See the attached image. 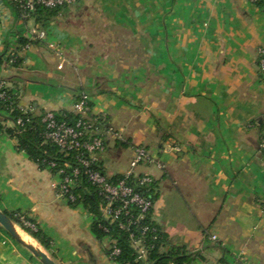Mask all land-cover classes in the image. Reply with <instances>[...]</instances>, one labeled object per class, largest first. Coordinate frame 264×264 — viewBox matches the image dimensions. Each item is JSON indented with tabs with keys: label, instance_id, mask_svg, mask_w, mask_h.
Segmentation results:
<instances>
[{
	"label": "crops",
	"instance_id": "0c3cea01",
	"mask_svg": "<svg viewBox=\"0 0 264 264\" xmlns=\"http://www.w3.org/2000/svg\"><path fill=\"white\" fill-rule=\"evenodd\" d=\"M38 29L44 38H34ZM261 47L264 5L250 0H80L43 23L0 0V78L19 106L33 116L74 112L86 94L90 114H105L113 128L92 155L108 177L128 171L134 147H146L164 167L133 172L156 181L152 220L163 250L182 248L191 264H264ZM16 145L0 129V210L33 220L50 250L22 239L58 264H118L93 234V215L71 207L58 176ZM0 264L41 262L0 229Z\"/></svg>",
	"mask_w": 264,
	"mask_h": 264
},
{
	"label": "built area",
	"instance_id": "2783aa9c",
	"mask_svg": "<svg viewBox=\"0 0 264 264\" xmlns=\"http://www.w3.org/2000/svg\"><path fill=\"white\" fill-rule=\"evenodd\" d=\"M11 1L16 4L22 19L30 18V14L35 11L36 5L54 8L63 5H73L78 2V0ZM250 1L256 3L258 0ZM33 34L34 38L38 39H42L46 35L45 31L41 29L34 30ZM50 47L55 48L57 51L59 50L53 44H50ZM257 56L258 69L264 75V48L261 47L257 50ZM4 86L5 83L1 80L0 89ZM78 96L79 99L75 101L73 110L80 115V118L74 124H69L65 121L57 120L54 112L45 111L41 120L44 124L42 137L45 142L55 145L62 154H74L75 161L83 166L84 174L88 177L90 183L96 187L101 197L99 212L102 219L108 224H116L121 230L127 232L128 241L136 253L135 261L137 264H149L147 261L148 242L154 244L162 238L161 230L157 225L142 222V219L154 207L155 202L153 199L145 194L149 191L155 179L147 173L137 175L133 172V169L145 163H154L159 169H162L164 165L162 162L155 160L146 147L137 145L133 149L130 169L122 174V179L112 181L105 173L92 167L96 163L92 155L105 149L102 131L111 132L113 128L107 124L105 114L96 115L92 119L87 118V114L90 111L89 98L86 94ZM0 97H4L3 92H0ZM20 108L24 113H27L24 107ZM16 124L23 126V120L18 118ZM263 145L264 143H261V146ZM52 166H54V163L49 165V167ZM67 168L70 169L69 173L64 175L63 178L59 177V174H62L63 170H59L57 173L59 178L57 193L66 200H74L72 195L65 197V194H68L76 186L79 169L70 165H67ZM132 178L135 181L134 185L127 184V180ZM140 189L146 190L142 191ZM17 216L25 226H32L25 220L23 214H18ZM100 227L105 232H108L105 225H100ZM212 239H215V236H212ZM106 241L108 244L112 242L114 244L112 239ZM111 248L112 252L109 257L115 261V257L119 254L120 250L115 245H112ZM124 264L132 263L126 262Z\"/></svg>",
	"mask_w": 264,
	"mask_h": 264
},
{
	"label": "trees",
	"instance_id": "16d2710c",
	"mask_svg": "<svg viewBox=\"0 0 264 264\" xmlns=\"http://www.w3.org/2000/svg\"><path fill=\"white\" fill-rule=\"evenodd\" d=\"M79 1L80 0H78V2ZM11 3L14 11H16L18 16H20V12L17 9L16 4L12 1ZM255 4L257 6H263L264 0H258ZM67 6L68 5L47 8L43 5H36L35 11L30 14V17H33L35 21L39 23H43L59 15L61 11ZM19 43L20 45H25L26 43H28V40L20 37ZM13 56L14 58L10 62V66L17 67L20 64L21 60L16 53H13ZM0 62H2V58H0ZM1 80L2 79L0 78V81ZM0 92L4 93V97H0V121L11 123V126L0 124V129L6 135L15 138L17 141V149L20 151H24L28 155V157L32 161H34L41 169H49L54 175H57L59 170H63V173L59 174V177L63 178V176L68 174L70 170L69 168H67V165L77 167L79 169V174L76 181L77 184L73 189L70 190L68 194H65V197H68L69 195H72L74 197V200H67L68 204L71 207L82 205L90 214L93 215L91 229L99 242H103L109 239H112L114 241V244L113 242L108 244L105 249L107 256L111 255V246L115 245V247L120 250L119 254L115 257V261L118 264H124L126 262L137 264V262L135 261L136 253L128 241L127 232L125 230H121L116 224H108L102 219L99 212L101 197L99 196L96 187L90 183L88 177L84 174L83 166L75 161L74 154L72 153L69 155H64L59 152L58 148L55 145L44 141L42 137L44 124L41 121L42 115L44 113H42L40 116H33L27 109V113H24L20 108L21 106H19L18 104V98L16 94L11 88L4 86L2 89H0ZM78 99L79 96H77L76 100ZM89 107L91 108L90 102ZM52 112H54L57 120L65 121L69 124H74L80 118V115L75 112ZM94 117L95 116L90 114L89 111L87 114V118L92 119ZM18 118H21L23 120V126H19L16 124ZM157 131H161L158 122ZM260 143H264V133H262L260 136ZM51 163H54V166L49 167ZM92 167L97 168L104 173L101 164L96 162L94 165H92ZM122 178V174H115L110 177V180L117 181ZM134 183V178L127 180V184L129 185H134ZM57 189H59V187ZM140 190L143 191L146 189ZM145 195L151 197V199H153V201L155 202L158 197L156 190V181L153 183V185H151L149 191H147ZM3 213L14 224H17L23 232L37 241L46 251L50 250V239L42 232L40 227L33 220L24 216L25 220L32 225L31 227H29L25 226L23 222L18 219L17 215L20 214L19 212L3 211ZM142 222L157 225L152 220V210L146 214L144 219H142ZM100 225H105L108 229V232L102 230ZM158 228L160 229L159 226ZM0 229L3 228L0 226ZM161 236V240L155 242L154 244L148 242L149 246L147 261L149 262V264H191L193 262L194 256L186 252L182 248L171 246L167 250H163L167 246V239L162 230ZM50 255L52 259H56L53 254ZM221 263L225 264V262L223 261H221Z\"/></svg>",
	"mask_w": 264,
	"mask_h": 264
},
{
	"label": "water",
	"instance_id": "95a60500",
	"mask_svg": "<svg viewBox=\"0 0 264 264\" xmlns=\"http://www.w3.org/2000/svg\"><path fill=\"white\" fill-rule=\"evenodd\" d=\"M0 226L17 242L27 248L41 264H58L50 258L43 250L34 246L30 242L24 241L17 232L15 224L0 210Z\"/></svg>",
	"mask_w": 264,
	"mask_h": 264
},
{
	"label": "rangeland",
	"instance_id": "374dc122",
	"mask_svg": "<svg viewBox=\"0 0 264 264\" xmlns=\"http://www.w3.org/2000/svg\"><path fill=\"white\" fill-rule=\"evenodd\" d=\"M127 43L132 45V43H130L129 40H127ZM126 167H127V165L125 166V164L122 166V168H124V169H125ZM15 227H16L17 232L20 234L21 237H27V238L30 239V237H28V236L26 235V233L23 232L22 229H21L17 224H15ZM30 241H32V240L30 239ZM39 247H40V246H39ZM47 253H48V252H47ZM47 255H48L50 258H52L50 254H47Z\"/></svg>",
	"mask_w": 264,
	"mask_h": 264
},
{
	"label": "bare ground",
	"instance_id": "6f19581e",
	"mask_svg": "<svg viewBox=\"0 0 264 264\" xmlns=\"http://www.w3.org/2000/svg\"><path fill=\"white\" fill-rule=\"evenodd\" d=\"M22 238V237H21ZM25 241V240H24Z\"/></svg>",
	"mask_w": 264,
	"mask_h": 264
}]
</instances>
